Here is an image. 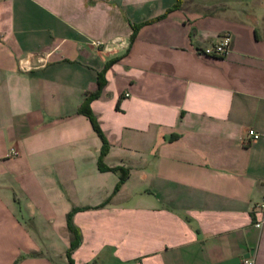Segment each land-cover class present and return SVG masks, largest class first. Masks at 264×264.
<instances>
[{"label":"crops","instance_id":"1","mask_svg":"<svg viewBox=\"0 0 264 264\" xmlns=\"http://www.w3.org/2000/svg\"><path fill=\"white\" fill-rule=\"evenodd\" d=\"M263 196L264 0H0V264H264Z\"/></svg>","mask_w":264,"mask_h":264},{"label":"trees","instance_id":"2","mask_svg":"<svg viewBox=\"0 0 264 264\" xmlns=\"http://www.w3.org/2000/svg\"><path fill=\"white\" fill-rule=\"evenodd\" d=\"M164 14H162L161 16H157L156 18L152 19V20H156L159 19L163 16ZM150 20V21H152ZM148 21V22H150ZM147 23V22H145ZM134 31V30H133ZM133 31L130 37H133ZM100 89V85H98L97 90L92 92L91 94H88L87 96L84 97L82 103L80 104V106L78 107V112L84 114L89 122L90 125L92 127V129L95 131L96 135L99 137L100 139V149L98 152V156L96 159V167L99 171H112V172H117L118 174V178L117 181L115 182L109 196L100 204H98V206L103 205L113 194H115L120 185L123 183V181L125 180L127 173L125 170H123L121 167L118 166H113V167H109L106 166L105 164H103L102 162V157L104 156V154L107 151V141L104 138L102 132L100 131L92 113L86 108L87 103L90 101V99L94 98L97 96L98 91ZM86 207H72L66 214H65V227L68 230V232H70L71 234V238L68 242V246L65 249V257L67 260V264H73L72 258H71V252L73 249H75L79 242H80V232L78 230V228L76 226L73 225L72 223V215L74 212L78 211V210H82L85 209Z\"/></svg>","mask_w":264,"mask_h":264},{"label":"rangeland","instance_id":"3","mask_svg":"<svg viewBox=\"0 0 264 264\" xmlns=\"http://www.w3.org/2000/svg\"><path fill=\"white\" fill-rule=\"evenodd\" d=\"M63 220H64L63 215L58 213L55 214L53 218H51L50 223L52 224L40 219L38 220L36 218L34 220H30L27 223V226L31 230H32L31 224L34 222V225H36V227L40 229L39 231H43V230L45 231V236H46V239L44 240L45 248L46 250L49 251L50 258H52L55 264H62L61 258H65L62 253L64 246L61 240L62 228H64ZM50 226L51 228H49ZM53 226L57 228L59 227V231L54 229ZM32 232H34V230H32Z\"/></svg>","mask_w":264,"mask_h":264},{"label":"built area","instance_id":"4","mask_svg":"<svg viewBox=\"0 0 264 264\" xmlns=\"http://www.w3.org/2000/svg\"><path fill=\"white\" fill-rule=\"evenodd\" d=\"M230 37L228 35L222 36L219 42L202 48L198 53L204 56L211 57H221L224 56L229 50ZM247 135L251 136L252 139H256L258 134L254 133L252 130H247ZM11 154H15L14 150H10ZM263 210H264V196L261 197L260 201L254 205V214L257 216L254 226L259 228L264 219H263ZM241 264H253L252 257L243 258Z\"/></svg>","mask_w":264,"mask_h":264}]
</instances>
